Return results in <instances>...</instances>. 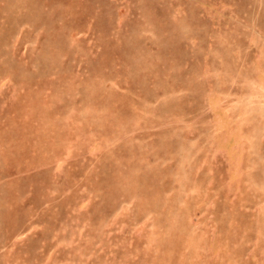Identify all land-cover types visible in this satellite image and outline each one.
<instances>
[{
  "label": "rangeland",
  "instance_id": "obj_1",
  "mask_svg": "<svg viewBox=\"0 0 264 264\" xmlns=\"http://www.w3.org/2000/svg\"><path fill=\"white\" fill-rule=\"evenodd\" d=\"M0 264H264V0H0Z\"/></svg>",
  "mask_w": 264,
  "mask_h": 264
}]
</instances>
